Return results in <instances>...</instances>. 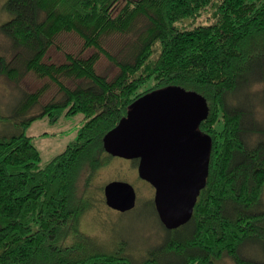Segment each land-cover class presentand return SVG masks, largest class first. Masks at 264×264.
<instances>
[{"label": "trees", "instance_id": "trees-1", "mask_svg": "<svg viewBox=\"0 0 264 264\" xmlns=\"http://www.w3.org/2000/svg\"><path fill=\"white\" fill-rule=\"evenodd\" d=\"M5 10L10 18L0 31L13 55H0V75L17 80L21 66L59 87L61 98L32 119L67 107L83 123L45 164L30 136L0 139V264H217L226 256L264 264V120L254 114L256 101L264 107V0H6ZM62 32L96 51L46 63ZM114 33L133 38L123 57L102 44ZM99 54L118 67L112 79L97 71ZM61 77L78 82L71 88ZM256 83L263 89L255 93ZM167 85L207 99L209 114L198 128L211 137L209 171L192 217L179 228H166L152 201L164 234L137 257L123 239L101 244L82 219L94 204L95 176L115 157L103 136L135 99ZM40 96H22L18 113Z\"/></svg>", "mask_w": 264, "mask_h": 264}, {"label": "rangeland", "instance_id": "rangeland-1", "mask_svg": "<svg viewBox=\"0 0 264 264\" xmlns=\"http://www.w3.org/2000/svg\"><path fill=\"white\" fill-rule=\"evenodd\" d=\"M5 3L6 0H0V27L10 18V14L5 10ZM206 15L199 22H206ZM132 39L130 34L114 33L105 35L102 44L110 53L123 57L127 53L125 46ZM94 51H96L94 48L83 49V40L76 33L62 32L55 38L44 61L60 64L65 62L66 53L86 57ZM0 55L5 56L7 60L13 55L10 40L1 31ZM99 55L97 71L112 79L118 73V67L105 55ZM18 69L22 75L17 80L0 75V139L18 133L30 136L31 142L40 152V163L45 164L76 137L83 123L82 115H69L66 113L67 107H63L54 116L37 115L32 119L31 115L41 112L46 103L59 100L62 92L47 77H40L33 71H24L21 66ZM61 79L71 88L78 82L66 77ZM252 88L255 93L260 92L263 83L253 84ZM38 90H41V96L35 105L24 115L18 113L22 96ZM255 99L261 100V96L258 95ZM254 114L259 121L264 120V107L259 101L255 103ZM114 179L128 181L134 186L137 197L132 209L121 212L105 205L104 193L99 187ZM92 196L94 204L83 217L82 227L101 244L109 245L110 242L116 244V240L123 239L134 250L135 256L142 257L143 251L161 242L164 232L152 204L154 188L139 177L137 166L132 160L116 156L110 164L100 169L94 179ZM262 206H264V190ZM217 264L236 263L226 256Z\"/></svg>", "mask_w": 264, "mask_h": 264}, {"label": "water", "instance_id": "water-1", "mask_svg": "<svg viewBox=\"0 0 264 264\" xmlns=\"http://www.w3.org/2000/svg\"><path fill=\"white\" fill-rule=\"evenodd\" d=\"M208 114L201 93L167 85L135 99L103 136L108 153L138 159V175L153 186L158 217L168 229L190 220L206 185L212 141L198 127ZM103 191L106 205L115 210L136 204V190L128 181L111 180Z\"/></svg>", "mask_w": 264, "mask_h": 264}, {"label": "flooded vegetation", "instance_id": "flooded-vegetation-1", "mask_svg": "<svg viewBox=\"0 0 264 264\" xmlns=\"http://www.w3.org/2000/svg\"><path fill=\"white\" fill-rule=\"evenodd\" d=\"M127 160H131V159H127ZM137 172H138V164H137ZM143 180V179H142ZM145 181V180H144ZM147 182V181H146Z\"/></svg>", "mask_w": 264, "mask_h": 264}]
</instances>
